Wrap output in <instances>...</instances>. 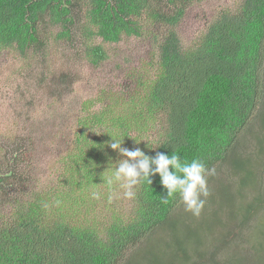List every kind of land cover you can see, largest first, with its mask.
Returning <instances> with one entry per match:
<instances>
[{
  "label": "trees",
  "instance_id": "trees-1",
  "mask_svg": "<svg viewBox=\"0 0 264 264\" xmlns=\"http://www.w3.org/2000/svg\"><path fill=\"white\" fill-rule=\"evenodd\" d=\"M81 1L84 12L76 11ZM194 1L204 0H0V49H13L23 57L45 47L47 28L58 31L57 40L83 31L101 40L87 50L90 64L98 67L108 59L103 45L139 37L144 16L168 28L159 43L157 74L145 85L140 108L131 115H114L109 105L98 108L104 95L83 106L73 148L47 192L33 177V140L0 136V264H245L236 261L235 251L228 260H219L220 248H205L201 233L219 222L177 216L182 200L177 194L163 202L167 190L159 173L150 176L151 184H138L132 215L112 218L103 228L68 221L76 217L70 212L75 198L103 182L124 157L108 146L112 139L123 141L125 149L139 148L150 159L175 153L182 162L197 159L210 170L226 163L241 177L242 187L262 180L264 0H243L237 12L218 16L201 39L185 49L176 30ZM41 76L38 84L50 85L53 99L71 92L68 85L75 84L65 75L50 82V76ZM153 129L158 130L154 138ZM245 134L259 148L258 158L241 156ZM155 167L150 163V172ZM263 191L264 185L243 214L233 210L235 227L228 239L254 225L257 211L264 207L259 194ZM151 240L153 245L146 248ZM227 243L222 246L227 248ZM236 246L249 254L254 249L248 243Z\"/></svg>",
  "mask_w": 264,
  "mask_h": 264
},
{
  "label": "rangeland",
  "instance_id": "rangeland-1",
  "mask_svg": "<svg viewBox=\"0 0 264 264\" xmlns=\"http://www.w3.org/2000/svg\"><path fill=\"white\" fill-rule=\"evenodd\" d=\"M83 2L78 4L76 11L82 9L84 12ZM242 2L243 0H204L188 4L184 18L176 30L183 47L192 48L201 39V35L207 32L211 22L225 13L237 12ZM141 24L142 32L139 37H125L119 44H104L108 59L98 67L90 64L87 50L98 46L101 40L83 31H80L81 34L72 33L70 39L57 40L58 31L47 28L45 36L48 37V42L44 41L45 47L31 51L25 57L13 49H0V136L30 137L33 140L36 156L33 159L32 173L40 181L43 192H47L62 166V160L73 148V134L75 128L78 129L83 106L98 101L104 95L105 100L97 102L98 108L109 105L114 115H131L132 109L140 108L139 100L145 94V85L157 74L159 43L168 33V28L155 24L146 16L142 18ZM42 73L50 76L49 82L59 81L60 76L65 75L67 82L75 84L72 87L67 84L71 92L53 99L47 89L51 86L38 84L44 78ZM29 110L32 111L29 113ZM27 122L30 124L28 128ZM10 123L13 126L8 128ZM257 129L258 124L254 121L253 130ZM157 131L153 129L149 135L154 138ZM135 144L137 146L141 143ZM239 146L241 156L258 158L259 148L252 145L251 136L245 134L240 139ZM123 159L124 157L121 160ZM212 169L215 174L209 173L207 176L210 195L206 198L197 223L216 220L219 224L210 231L204 230L201 233L205 248L210 252L220 248L219 260H228L235 251L233 257L236 261L260 264L264 259V207L257 211L253 226L240 231L233 239H228L227 235L231 232L230 229L234 232L235 225L231 218L233 210L243 214L244 207H248V203L255 199V191L264 185V164L261 167L262 180L257 183L247 182L245 179L248 183L246 187H242L241 177L233 173L226 163L218 164ZM113 172L114 169L107 172L103 182L90 185L84 193L85 197L75 198L70 210L76 216L75 220L71 216L68 218L72 225L76 223L79 226L103 228L112 218L132 215L135 197L129 199L124 196L125 190L120 187L121 182H114L112 185L107 183ZM57 188L61 190V186L58 185ZM137 188L138 185L134 186L135 194ZM93 193L98 195L93 196ZM241 194L243 199L240 198ZM259 194L264 196V191ZM63 204L68 205L67 199ZM178 209L177 216L193 217L190 212L185 211L183 203ZM226 241L230 245L224 248L222 245ZM153 243L154 240H151L146 248ZM235 243L253 246L252 254L242 247H235Z\"/></svg>",
  "mask_w": 264,
  "mask_h": 264
},
{
  "label": "clouds",
  "instance_id": "clouds-1",
  "mask_svg": "<svg viewBox=\"0 0 264 264\" xmlns=\"http://www.w3.org/2000/svg\"><path fill=\"white\" fill-rule=\"evenodd\" d=\"M108 145L126 159L120 160L115 165L113 176L107 181L109 185L114 182H121L126 198H134V186L143 181L152 183L151 175L159 173L161 182L167 190V198L162 199L165 204L169 198L179 195L185 206V211L193 216L199 217L205 207L206 198L210 195L207 176L209 173L215 174L214 169H208L206 165L197 159L189 162H182L180 157L173 153L171 158L164 154H158L155 159H150L142 150H128L121 145L123 141L112 139ZM132 161H138L132 163ZM156 167L150 172L149 165ZM170 166L172 171H170ZM98 194L93 193V196Z\"/></svg>",
  "mask_w": 264,
  "mask_h": 264
}]
</instances>
